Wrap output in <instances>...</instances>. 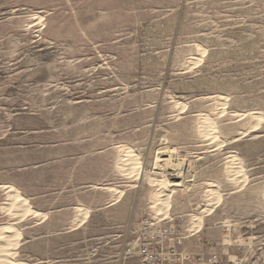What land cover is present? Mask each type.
Segmentation results:
<instances>
[{
    "label": "rangeland",
    "instance_id": "obj_1",
    "mask_svg": "<svg viewBox=\"0 0 264 264\" xmlns=\"http://www.w3.org/2000/svg\"><path fill=\"white\" fill-rule=\"evenodd\" d=\"M167 149L186 160L167 217L187 250L264 264V0H0V226L20 229L14 260L141 264L124 251L155 215L152 193L168 192ZM11 185L36 214L7 210Z\"/></svg>",
    "mask_w": 264,
    "mask_h": 264
},
{
    "label": "bare ground",
    "instance_id": "obj_2",
    "mask_svg": "<svg viewBox=\"0 0 264 264\" xmlns=\"http://www.w3.org/2000/svg\"><path fill=\"white\" fill-rule=\"evenodd\" d=\"M202 54V53H201ZM196 60V59H195ZM180 111V110H179ZM222 113V112H221ZM207 115V114H206ZM257 116V115H256ZM259 116V115H258ZM261 117V116H260ZM202 118V117H201ZM200 118V119H201ZM204 118V117H203ZM214 117H212V119H213ZM255 118V117H254ZM257 118V117H256ZM208 119V121H203V119H202V121L200 120L199 121V124H200V126L199 127H204V129H202V130H204L203 131V134H205L204 136H208L210 133H211V130H212V128H209L210 126H208V125H206L207 123H212V124H214V122L216 123V121L213 119ZM260 121V120H259ZM255 122V121H254ZM254 122H253V124H251V125H253V127L255 126V124L257 123V122H255V124H254ZM260 124V123H259ZM216 125V124H215ZM198 127V128H199ZM214 127V129H216L215 128V126H213ZM216 127H217V125H216ZM256 127V126H255ZM200 129V128H199ZM202 130L200 129V131L202 132ZM213 133V132H212ZM215 133V132H214ZM211 135V134H210ZM217 135V134H216ZM216 135H215V137H216ZM211 137V136H210ZM212 138V137H211ZM214 138V137H213ZM168 140V139H167ZM222 142V141H221ZM216 144V143H215ZM124 149H126V147H124L123 148V150ZM122 151V150H121ZM125 151V150H124ZM123 152V151H122ZM165 153H167L168 155H169V164H170V167H171V172L172 173H169V174H164L163 173V175H162V177H163V179H159V180H157V181H160L161 182V184H163L164 183V185H163V187H165L166 188V190L168 191L167 193H165V192H163V191H161V193H165V197H166V199L164 198L162 201H158V202H156L159 198H160V196H161V193L160 192H154V193H152V195H151V198H152V200L154 201V203H156V205H154L153 206V211H154V213H155V215H153V217L155 218V219H160V218H164V217H167V215H168V209H169V203H168V198H171L170 196H171V194L173 193V187H175V186H185V178H184V176H185V172H186V168H185V162H186V160L184 161V159H181V158H179L178 156H177V154H175V151H173V150H166L165 151ZM123 154V153H122ZM124 155H125V152H124ZM129 154H127V156H128ZM131 155V154H130ZM130 155H129V158L128 157H126V155H125V157H126V159L128 158L129 159V161H130ZM134 155V154H133ZM232 156V160H230L228 163V165H227V169H226V171H227V173H230L231 171H232V167H234V169H235V167H236V165L234 164V161L236 162L237 160H239V158H241V157H239L237 154H233V155H231ZM122 157H123V155H122ZM124 157V158H125ZM121 160H122V158H121ZM129 161H125L126 163L125 164H121V165H123V166H120V167H123L124 168V171L126 170V169H128V171L130 170V171H134V170H132L131 168L133 167V164L131 163L130 165H132V167L129 165ZM132 161V160H131ZM240 161V160H239ZM238 161V162H239ZM241 161H242V159H241ZM123 162H124V160H123ZM238 162H236V163H238ZM120 163H122V161L120 162ZM240 163V162H239ZM137 164V163H136ZM136 164H135V167H136ZM130 166V167H128V166ZM238 165V164H237ZM242 165V164H241ZM128 168H127V167ZM238 167H241V166H238ZM123 168H121V169H123ZM130 168V169H129ZM134 168V167H133ZM140 170H139V175H138V178L139 177H143L144 176V174L146 173V170H144V168L140 165ZM237 168V167H236ZM236 170V169H235ZM240 170L241 169H239V172H240ZM122 171V170H121ZM123 171V172H124ZM137 171V170H136ZM126 172H127V170H126ZM242 172V171H241ZM130 173H132V172H130ZM134 173V172H133ZM233 171H232V174L230 175V176H232L233 175ZM135 174H136V172H135ZM235 174L236 173H234V175L233 176H235ZM146 177V176H145ZM149 178V177H148ZM232 178V177H231ZM233 179V178H232ZM231 179V180H232ZM150 180L151 181H154V179H152V178H150ZM235 180V179H234ZM244 182V181H243ZM239 185V184H238ZM241 185H243V184H241ZM10 188H11V198H10V202L8 203V208H7V210L8 209H13V207H15V211H16V209H17V207L19 208L20 207V214L19 215H17L18 217H21V216H25V214H29L30 213V215L32 216V214H36L37 213V211H35L34 209H32L31 207H30V205L28 204V202H27V198H25V197H23L21 194H19L18 193V191H17V189H16V187H14V186H9ZM9 187H7V188H9ZM210 190H208V192H209ZM214 191V190H213ZM207 192V193H208ZM219 193V192H218ZM212 194H213V192H212ZM220 194V193H219ZM10 195V194H9ZM164 195V194H163ZM214 195V194H213ZM209 196V195H208ZM220 197V195H218V198ZM210 198V197H209ZM214 199V198H213ZM220 199L221 198H219V201H220ZM9 200V199H8ZM170 200V199H169ZM216 200V199H215ZM8 202V201H7ZM158 203V204H157ZM212 205V204H211ZM214 205V204H213ZM2 208H5V206H3ZM213 208V207H212ZM208 209V208H207ZM206 209V212L208 213V210ZM5 210V209H4ZM19 210V209H18ZM2 211H3V209H2ZM10 211V210H9ZM17 212V211H16ZM16 212H14V214L16 213ZM6 213H8V211H6ZM32 213V214H31ZM21 215V216H20ZM41 215V214H40ZM14 216V215H13ZM45 216V215H44ZM17 218V217H16ZM41 218H42V215H41ZM44 218V217H43ZM79 218H81V216L79 217ZM21 219H22V217H21ZM198 220H197V222H194V227H193V229L192 230H195V229H198V228H201L202 226H203V220H202V218H201V216H199L198 218H197ZM24 220V219H23ZM79 220H81V219H79ZM82 221V220H81ZM18 222V221H17ZM21 222V221H20ZM20 229H18L16 226H15V224L14 223H8V224H5V225H3V226H0V264H33V263H30V262H22V261H16V260H14L13 259V256H14V254H15V249L14 248H12V246L14 247L15 246V244H16V238H18L19 237V234L21 233L20 231H19ZM13 232V233H12ZM11 233L13 234V235H11ZM20 237H21V235H20ZM186 237V236H185ZM15 238V239H14ZM17 242H19V241H17ZM18 244H20V243H18ZM17 246V245H16ZM15 246V247H16ZM12 249H14V251H12ZM16 253H18V252H16ZM50 264H53V263H50ZM54 264H56V263H54ZM59 264V263H58Z\"/></svg>",
    "mask_w": 264,
    "mask_h": 264
},
{
    "label": "built area",
    "instance_id": "obj_3",
    "mask_svg": "<svg viewBox=\"0 0 264 264\" xmlns=\"http://www.w3.org/2000/svg\"><path fill=\"white\" fill-rule=\"evenodd\" d=\"M168 217L145 222V228L134 242L128 243L125 256H138L141 264H224L222 255L217 251H188L185 235L168 224ZM223 230L231 234L232 225L225 224Z\"/></svg>",
    "mask_w": 264,
    "mask_h": 264
},
{
    "label": "crops",
    "instance_id": "obj_4",
    "mask_svg": "<svg viewBox=\"0 0 264 264\" xmlns=\"http://www.w3.org/2000/svg\"><path fill=\"white\" fill-rule=\"evenodd\" d=\"M11 186H13V185H11ZM15 187V186H14ZM17 189V188H16ZM107 189H113L112 188V186H108L107 187ZM18 191V190H17ZM123 191V190H122ZM19 193V192H18ZM27 201H28V199H27ZM88 213H89V210H85V211H83V216H82V221H84L85 220V218H87V216H88Z\"/></svg>",
    "mask_w": 264,
    "mask_h": 264
}]
</instances>
